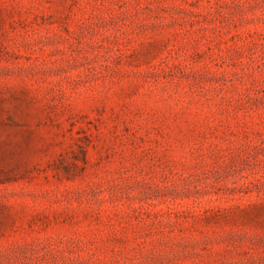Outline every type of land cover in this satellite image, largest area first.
I'll list each match as a JSON object with an SVG mask.
<instances>
[{"label": "rangeland", "instance_id": "rangeland-1", "mask_svg": "<svg viewBox=\"0 0 264 264\" xmlns=\"http://www.w3.org/2000/svg\"><path fill=\"white\" fill-rule=\"evenodd\" d=\"M0 264H264V0H0Z\"/></svg>", "mask_w": 264, "mask_h": 264}]
</instances>
